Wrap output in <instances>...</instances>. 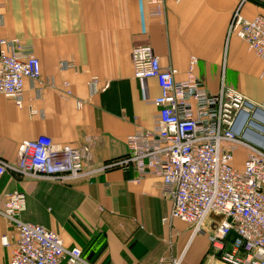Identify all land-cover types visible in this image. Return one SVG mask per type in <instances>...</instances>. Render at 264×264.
I'll return each mask as SVG.
<instances>
[{
    "label": "crops",
    "instance_id": "crops-1",
    "mask_svg": "<svg viewBox=\"0 0 264 264\" xmlns=\"http://www.w3.org/2000/svg\"><path fill=\"white\" fill-rule=\"evenodd\" d=\"M155 1L0 0V35L35 52L45 84L37 95L27 81L22 108L0 94V160L10 166L0 178V211L10 193L25 192L27 210L37 202L50 211L48 228L82 249L79 264H153L179 256L182 264H225L211 256L208 234L193 236L189 224L165 221L173 202L161 178L137 182L133 166L118 164L128 155V137L154 130L159 112L153 103L159 83L134 76L131 52L149 44L162 66L177 70L178 82L196 78L199 90L213 96L222 86L233 88L258 106H264V61L229 35L240 0H167L165 15L153 17ZM242 13L253 18L264 6L248 1ZM40 135L84 149L86 169L107 168L68 182L22 174L15 169L19 144ZM241 150L238 169L247 157L241 147L234 161ZM27 210L22 218L40 223ZM3 236L13 242L15 230L0 214V264H9L12 247L2 245Z\"/></svg>",
    "mask_w": 264,
    "mask_h": 264
},
{
    "label": "built area",
    "instance_id": "built-area-1",
    "mask_svg": "<svg viewBox=\"0 0 264 264\" xmlns=\"http://www.w3.org/2000/svg\"><path fill=\"white\" fill-rule=\"evenodd\" d=\"M248 1L264 6V0H240L234 11L229 35L246 42L264 61V14L247 18L242 13ZM167 0H156L151 16L163 17ZM134 76L155 78L161 94L156 128L128 137V155L120 165H131L139 182L155 175L164 183V196L172 200L170 218L192 228L193 236L208 234L210 254L225 264H264V147L235 131L248 102L239 91L222 86L213 96L199 90L196 78L176 80L177 70L164 67L154 48L137 44L132 48ZM197 63L192 59L191 69ZM65 63L63 67L71 68ZM40 60L20 42L0 35V94L24 104L27 81L37 95L45 86ZM247 151L242 169L234 166L238 148ZM85 150L56 143L47 135L20 142L16 170L49 181L88 178L107 168H85ZM114 166V164H112ZM10 166L0 160V178ZM27 195L16 190L8 195L3 211L15 230V240L1 238L12 247L9 264H79L83 251L68 247L59 233L40 223L27 222ZM212 214L222 216L216 220ZM183 256L164 257L153 264H182ZM123 264V263H119Z\"/></svg>",
    "mask_w": 264,
    "mask_h": 264
},
{
    "label": "water",
    "instance_id": "water-1",
    "mask_svg": "<svg viewBox=\"0 0 264 264\" xmlns=\"http://www.w3.org/2000/svg\"><path fill=\"white\" fill-rule=\"evenodd\" d=\"M235 131L258 146L264 147V106L248 102V109H244L241 119L235 126ZM216 220L222 216L212 214Z\"/></svg>",
    "mask_w": 264,
    "mask_h": 264
},
{
    "label": "rangeland",
    "instance_id": "rangeland-1",
    "mask_svg": "<svg viewBox=\"0 0 264 264\" xmlns=\"http://www.w3.org/2000/svg\"><path fill=\"white\" fill-rule=\"evenodd\" d=\"M229 48V46H228ZM244 157H245V153L244 151H239L235 154V161H234V166L236 168L240 167L242 164H243V161H244ZM36 197H32L31 200L33 201ZM28 202H29V199H28ZM29 205V204H28ZM46 210H42V208L39 207L38 203H32L30 205V208H28L27 210V214L30 215V217L32 218V220L34 221H38L40 223H43L44 225H46L47 227H49V224L46 223V221H48L49 219V222H50V217L48 214H50L48 212V214L45 212Z\"/></svg>",
    "mask_w": 264,
    "mask_h": 264
},
{
    "label": "trees",
    "instance_id": "trees-1",
    "mask_svg": "<svg viewBox=\"0 0 264 264\" xmlns=\"http://www.w3.org/2000/svg\"><path fill=\"white\" fill-rule=\"evenodd\" d=\"M260 5V4H259ZM261 6H263V5H261Z\"/></svg>",
    "mask_w": 264,
    "mask_h": 264
}]
</instances>
